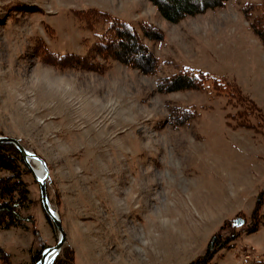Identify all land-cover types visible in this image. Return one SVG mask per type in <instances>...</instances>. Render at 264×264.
I'll list each match as a JSON object with an SVG mask.
<instances>
[{
  "label": "rangeland",
  "instance_id": "rangeland-1",
  "mask_svg": "<svg viewBox=\"0 0 264 264\" xmlns=\"http://www.w3.org/2000/svg\"><path fill=\"white\" fill-rule=\"evenodd\" d=\"M262 3L229 0L173 24L148 0H0V136L46 162L49 200L76 264H190L217 233L235 231L232 248L213 263L264 262V224L245 231L264 194V119L251 117L257 129H235L227 116L240 108L228 97L156 91L161 77L193 68L236 83L264 116V47L242 12ZM91 9L142 37L143 22L164 33L162 42L143 37L160 62L157 76L118 61L103 74L57 68L37 55L43 41L56 54L88 56L97 37L74 11ZM174 106L197 116L175 129L168 123ZM27 169L33 223L0 229L8 264H34L59 239ZM260 206L264 215V196ZM241 214L244 228L226 223Z\"/></svg>",
  "mask_w": 264,
  "mask_h": 264
},
{
  "label": "trees",
  "instance_id": "trees-1",
  "mask_svg": "<svg viewBox=\"0 0 264 264\" xmlns=\"http://www.w3.org/2000/svg\"><path fill=\"white\" fill-rule=\"evenodd\" d=\"M158 12L170 23H179L188 18L201 15L210 10H216L226 5L229 0H148ZM243 16L249 23L253 34L264 47V3L249 4L243 10ZM74 14L85 28L97 37L96 43L90 49L88 56L80 57L75 54L59 55L52 52L44 44L37 48V55L57 68H87L103 74L111 67L112 61H118L127 68L139 70L142 74L155 77L160 71V62L146 45L144 38L152 42H162L164 33L151 23L140 24V32L132 25L113 16L112 14L97 9L74 11ZM210 92L213 96L228 97L231 103L240 110L228 114V118L235 129H257L251 117L257 115L260 121L264 119L261 108L245 95L236 83L225 79H216L211 75L196 71L193 68H182L177 73L161 77L156 82V91L159 94H169L182 91ZM233 108V107H232ZM197 113L187 107L174 106L170 111L168 123L173 128L186 127L195 119ZM262 118V119H261ZM29 172L20 152L12 145L0 143V229H28L33 223L29 211L33 207L31 192L24 180ZM260 203L252 215L250 226H246V216L241 214L234 221H227L233 226H246L247 234L256 233L264 224V215L261 214ZM51 202V201H50ZM49 223L51 220L47 216ZM240 236L235 231L231 236L224 237L217 233L210 241L205 255L197 258L190 264H214L217 255L223 249H231L232 243ZM44 250V249H43ZM34 255V264L42 258V252ZM9 257L0 248V262L8 264ZM53 264H76L75 250L65 246ZM259 264H264L261 262Z\"/></svg>",
  "mask_w": 264,
  "mask_h": 264
},
{
  "label": "water",
  "instance_id": "water-1",
  "mask_svg": "<svg viewBox=\"0 0 264 264\" xmlns=\"http://www.w3.org/2000/svg\"><path fill=\"white\" fill-rule=\"evenodd\" d=\"M0 143L12 145L20 152L26 166L32 171L39 185L43 209L46 215L51 220L54 227L56 228V230L59 232V239L57 245L55 247L48 248L43 252L42 259L40 260L39 264H53L67 242V234L64 230L60 216L53 209L49 200L47 180L50 171L47 167V164L41 157L28 151L17 139L0 136ZM36 162L42 165L44 174L41 176L36 173V170L34 168V165L36 166Z\"/></svg>",
  "mask_w": 264,
  "mask_h": 264
},
{
  "label": "bare ground",
  "instance_id": "bare-ground-1",
  "mask_svg": "<svg viewBox=\"0 0 264 264\" xmlns=\"http://www.w3.org/2000/svg\"><path fill=\"white\" fill-rule=\"evenodd\" d=\"M35 164H36V167H35L36 173L40 176L43 175L44 172H43L42 165L38 162H36Z\"/></svg>",
  "mask_w": 264,
  "mask_h": 264
}]
</instances>
